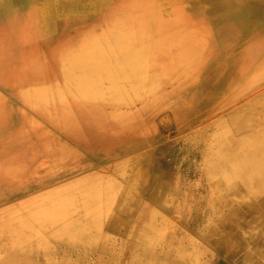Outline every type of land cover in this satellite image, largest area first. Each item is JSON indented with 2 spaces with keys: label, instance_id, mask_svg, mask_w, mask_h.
<instances>
[{
  "label": "rangeland",
  "instance_id": "1",
  "mask_svg": "<svg viewBox=\"0 0 264 264\" xmlns=\"http://www.w3.org/2000/svg\"><path fill=\"white\" fill-rule=\"evenodd\" d=\"M116 1L109 0L108 6ZM205 1L190 2L194 4L187 7V21L183 20L190 28L198 24L201 36V29L208 28L207 42L202 38L204 55L210 54L197 75L184 78L183 70L171 64L173 75L165 74L160 84L153 83L155 96L163 92L156 100L152 92L132 94L123 105L102 99L104 106L119 105L120 114L127 113L126 121L137 117L134 129H122L119 116L106 110L91 118L95 126L89 129L79 113L73 129L65 128L43 112L50 115L63 105L57 96L49 94L45 109L40 110L22 93L36 85L0 75V160L22 157V168L13 178L5 181L0 175V225L12 228L17 218L42 211V205L58 195H75L94 183L112 200L101 223L91 216L64 230L78 216L77 211L67 210L57 224L50 222L49 239L41 244L32 240L7 245L9 236L0 229V259L18 264H252L245 256L249 244L264 248V238L254 239L256 232L264 235V192L249 186L225 196L214 184L216 179L223 181L227 172L219 154L233 160L231 147L219 149L223 130L234 137L258 130L264 139V0H222L211 6L202 5ZM174 5L176 1L165 2L163 9ZM221 7L224 11L214 18L212 11ZM96 11L90 6L83 17L77 10L67 19L51 18V38L60 44L74 39L78 30L100 20ZM140 12L147 20L156 16L150 6ZM153 38L145 31V40ZM255 44L262 50L250 62L248 48ZM18 52L14 50V55ZM43 54L46 57L44 50ZM48 63L43 87L48 83H56L58 89L70 87L67 69ZM157 64L163 65V59L157 58ZM246 113L250 126L233 132ZM2 148L6 153L1 155ZM119 202H125L126 208L119 211L124 207ZM30 215L28 221L33 222ZM58 227L68 238L56 237ZM84 233L92 238L82 243ZM227 233L229 242H216ZM255 263L264 264V256Z\"/></svg>",
  "mask_w": 264,
  "mask_h": 264
},
{
  "label": "bare ground",
  "instance_id": "2",
  "mask_svg": "<svg viewBox=\"0 0 264 264\" xmlns=\"http://www.w3.org/2000/svg\"><path fill=\"white\" fill-rule=\"evenodd\" d=\"M36 1L18 0L19 3L14 5L10 4L9 0H0V75L19 84L29 82L34 87L36 85L35 88L29 89V87L28 91L25 90L22 93L32 105L40 110L45 109L43 106L45 100L49 99V94L57 96L60 102H64L63 105L60 108L55 107L50 115L43 112L48 120L56 122L59 119L65 128L73 129V118L79 113L85 118L89 129L94 125L91 123V118L106 110L110 115L119 116L118 120L123 126L122 129H134L137 117L126 121L124 118L126 112L120 114L117 104L129 102L132 94L153 93V83L160 84L165 74L169 77L173 75L171 64L174 65L173 67L183 70L184 78L186 75L188 77L197 75V71L205 65L208 60L207 56L210 54L204 55V41L208 35V28L201 29L204 31V35L201 36L200 31L196 30L200 28L198 24L195 28H190L183 22V20L187 21L185 19L187 15L184 12L187 11L190 4H194L190 3L194 0H118L116 4L110 6H108L109 0ZM170 1H176V5L172 8L168 6L170 9L164 10L165 2ZM221 1L207 0L202 5L211 6L219 4ZM90 6L98 9L95 13L100 15V20L95 25L85 30L75 31L74 39H67L61 44L51 38L49 34L51 18L63 15L67 19L76 14L73 11L77 10H79L78 16L83 17L87 14L86 7ZM146 6H150L156 11L154 19L150 17L147 20L145 14L141 15L140 11ZM223 11L222 7L214 9L212 11L214 18ZM145 31L152 33L155 39L145 40ZM165 31L167 32L165 33ZM202 37H205V40ZM25 42H30V44L27 45ZM16 49H19V52L14 55ZM43 50L47 54L46 57ZM261 50L256 44L248 48L251 55L250 62ZM167 54L173 55L166 57ZM157 58L163 59V65H155ZM48 61H53L58 66L63 65L65 70L67 69L65 77L70 83V87L58 89L53 86L56 83H48V86L43 87L45 84L43 74L49 65ZM168 69L169 71H167ZM150 71L159 72L154 74ZM16 92L18 93V90ZM159 93L163 94V92ZM157 95L152 96V99L156 100ZM106 97L114 100L117 104L111 103L108 107L102 105V99ZM70 98L74 99L73 102L67 101L66 103V100ZM249 120L250 117L246 113L243 119L233 126V132L241 133L243 129L249 127ZM248 132V134L245 133L246 135L241 134L234 137L223 130L219 140V149L226 146L233 149L232 161L223 153L219 154L223 164H227V172L221 177L224 180L218 178L220 181L216 179L214 185L216 191L223 190L225 196L235 195L242 189L247 190L249 186H258L260 191L264 192V139L260 137L263 132L251 129ZM114 135H118V133ZM255 138L261 141H256ZM2 149L1 155L6 153V148ZM21 158L19 155H15L0 160V175L5 181H9L21 170ZM94 184L90 187L77 188L75 195L72 193L60 197L58 195L54 201L42 205V211L31 212V215L21 216L14 222L12 220L14 224L12 228L1 224L0 229L3 233L6 231L9 236L7 245L18 246L32 240L37 244L47 242L49 235L47 236L46 232L50 228V222L52 225L57 224L70 209L77 211L78 216L76 215L73 219L75 221L64 227V230L69 227L73 228L77 220L87 221L91 216L98 219L96 223H101L106 208H110L112 200L110 196H106L102 192V187ZM221 187L222 189H220ZM118 205L119 207L124 206L118 208L119 211L126 208L125 202H119ZM29 215L33 222L28 221ZM224 222L225 220H223ZM28 223L33 226H29ZM55 233L56 237L68 238L69 236L59 227L55 229ZM258 234V232L254 233L255 240L260 237L264 238L261 232ZM230 237L231 234H224L216 242L224 244L229 242ZM233 237H236L235 240L240 239L235 235ZM91 238L84 233L80 236V241L85 243ZM32 250L33 248L29 251L32 252ZM263 254V246H252L251 243L245 251V256L252 264H257L256 261L262 260ZM12 262H16V260L12 259Z\"/></svg>",
  "mask_w": 264,
  "mask_h": 264
},
{
  "label": "crops",
  "instance_id": "3",
  "mask_svg": "<svg viewBox=\"0 0 264 264\" xmlns=\"http://www.w3.org/2000/svg\"><path fill=\"white\" fill-rule=\"evenodd\" d=\"M0 263L1 264H13V263L18 264L17 261L16 262H12V260H10V259H0Z\"/></svg>",
  "mask_w": 264,
  "mask_h": 264
}]
</instances>
